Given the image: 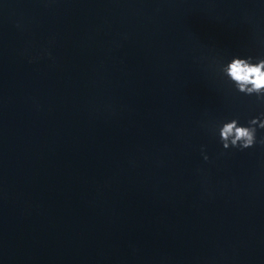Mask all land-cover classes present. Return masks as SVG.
I'll use <instances>...</instances> for the list:
<instances>
[{
	"label": "water",
	"instance_id": "1",
	"mask_svg": "<svg viewBox=\"0 0 264 264\" xmlns=\"http://www.w3.org/2000/svg\"><path fill=\"white\" fill-rule=\"evenodd\" d=\"M232 55L260 0H0V264H264V145L209 131L264 112Z\"/></svg>",
	"mask_w": 264,
	"mask_h": 264
},
{
	"label": "clouds",
	"instance_id": "2",
	"mask_svg": "<svg viewBox=\"0 0 264 264\" xmlns=\"http://www.w3.org/2000/svg\"><path fill=\"white\" fill-rule=\"evenodd\" d=\"M264 4V0H260ZM215 76L232 91L247 97H254L264 104V56L232 55L212 64ZM258 129H264V112L241 123L238 118H227L214 123L209 131L224 150L248 149L254 144L264 145V136L257 138ZM201 156L209 158L201 147Z\"/></svg>",
	"mask_w": 264,
	"mask_h": 264
}]
</instances>
